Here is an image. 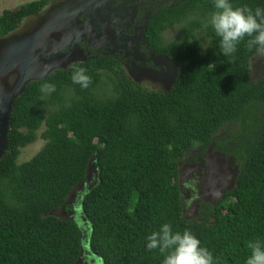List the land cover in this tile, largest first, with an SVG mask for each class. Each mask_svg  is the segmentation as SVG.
<instances>
[{
	"label": "trees",
	"instance_id": "16d2710c",
	"mask_svg": "<svg viewBox=\"0 0 264 264\" xmlns=\"http://www.w3.org/2000/svg\"><path fill=\"white\" fill-rule=\"evenodd\" d=\"M62 1L4 11L0 38ZM147 2L142 50L178 67L170 91L146 90L116 57L90 50L88 61L30 82L16 97L0 159V264H78L83 234L76 221L56 214L72 211L69 200L91 165L97 180L80 210L90 229L87 246L103 264H163L166 253L149 252L146 237L164 223L190 231L217 264H245L247 243L264 241V77L251 82L258 52L245 38L233 56L221 55L209 24L212 0ZM232 4L264 8V0ZM172 27L180 36L165 43ZM81 68L88 88L72 81ZM105 80L112 91L102 95ZM44 84L55 91L41 92ZM39 138L44 148L19 165L22 150ZM210 150L239 169L235 186L217 205L201 203L198 215L186 218L181 171L204 162Z\"/></svg>",
	"mask_w": 264,
	"mask_h": 264
},
{
	"label": "rangeland",
	"instance_id": "374dc122",
	"mask_svg": "<svg viewBox=\"0 0 264 264\" xmlns=\"http://www.w3.org/2000/svg\"><path fill=\"white\" fill-rule=\"evenodd\" d=\"M34 1L38 0H0V16L6 10L12 11ZM134 1L137 0L52 2L40 15L24 20L17 31L0 38V159L6 149L8 120L16 97L30 82L88 61L90 50L106 54L120 45V35L128 33L124 27L132 25L136 18L133 15V11L137 10L132 4ZM179 36V27L169 28L163 33L165 43H171ZM85 46L88 49L85 50ZM115 57L121 62L128 78L146 90L164 94L172 89L178 67L169 59L151 52L134 53L129 50L120 51ZM263 77L264 53H258L251 60V82L258 83ZM105 83L107 87L102 95L111 94L112 84L108 80ZM44 132L43 126L38 132L39 137ZM45 145L46 142L39 138L35 144L23 149L18 164L32 160ZM95 167H90L87 182L79 186L69 200L72 211L61 210L56 214L60 218L76 221L83 234L85 245L80 264H103L87 246L90 229L81 215L82 210L74 211V208L80 210L81 199L97 180Z\"/></svg>",
	"mask_w": 264,
	"mask_h": 264
},
{
	"label": "clouds",
	"instance_id": "9594fccd",
	"mask_svg": "<svg viewBox=\"0 0 264 264\" xmlns=\"http://www.w3.org/2000/svg\"><path fill=\"white\" fill-rule=\"evenodd\" d=\"M212 5L215 10L210 15L209 24L219 38L221 55L233 56L245 38L249 50L255 48L258 53H264V8L233 7L232 0H212ZM72 81L82 88H88L91 83L83 68L73 73ZM54 91L55 86L51 84H44L41 88V92ZM180 188L182 190L181 179ZM247 247L251 254L245 264H264V241H249ZM146 249L166 253L163 264H217L212 252L203 247L195 235L188 230L174 231L170 223L162 224L158 231L146 237Z\"/></svg>",
	"mask_w": 264,
	"mask_h": 264
},
{
	"label": "flooded vegetation",
	"instance_id": "af4514ba",
	"mask_svg": "<svg viewBox=\"0 0 264 264\" xmlns=\"http://www.w3.org/2000/svg\"><path fill=\"white\" fill-rule=\"evenodd\" d=\"M132 4H134V6L137 7V10L133 11V15H136V18L134 17V22L132 23V25H127L124 27V29L127 30L128 33L130 31V33L129 34L124 33L123 36L120 35L121 36L119 40L120 45H118L117 47L128 46L129 48L126 50L133 51L134 53H137V51L142 53L143 44L141 45V43H143L145 26L149 21L150 4L147 2V0H137L134 1ZM115 48L116 47H114L113 49ZM112 51L106 53L115 57L116 53L120 52L117 51L116 53H113ZM211 155H217V153H213L211 151ZM206 159L207 156L205 157L204 162L199 161L198 164L190 163V165H192L191 167H195V168L187 176L186 178L187 180L185 182H182L183 183L182 193L185 197V200L188 201V204L194 201L198 197L199 193H203V191L206 190V182L208 177ZM221 159L224 158L221 157ZM232 169L235 170L233 164H232Z\"/></svg>",
	"mask_w": 264,
	"mask_h": 264
},
{
	"label": "water",
	"instance_id": "95a60500",
	"mask_svg": "<svg viewBox=\"0 0 264 264\" xmlns=\"http://www.w3.org/2000/svg\"><path fill=\"white\" fill-rule=\"evenodd\" d=\"M128 48V46L116 47L112 52L116 53L117 51L126 50ZM211 151L212 150L207 154L206 159L208 170L206 190L203 191L204 194L199 193L198 197L192 201L190 205L184 204L183 214L186 218L196 217L201 203L217 205L225 194L230 192L235 186L236 178L238 177V168L237 170H233L231 160L221 159L219 154L211 155ZM191 166L192 165H188L183 168L180 176L181 182H185L187 176L195 168ZM82 259L78 264L82 262Z\"/></svg>",
	"mask_w": 264,
	"mask_h": 264
}]
</instances>
